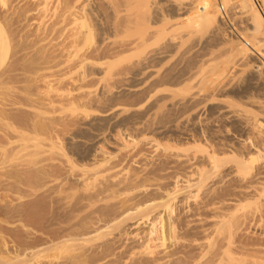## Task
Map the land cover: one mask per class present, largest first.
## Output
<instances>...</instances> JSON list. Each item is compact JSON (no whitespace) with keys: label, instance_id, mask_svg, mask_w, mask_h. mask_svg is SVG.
I'll return each instance as SVG.
<instances>
[{"label":"rangeland","instance_id":"374dc122","mask_svg":"<svg viewBox=\"0 0 264 264\" xmlns=\"http://www.w3.org/2000/svg\"><path fill=\"white\" fill-rule=\"evenodd\" d=\"M242 1L0 0V264H264Z\"/></svg>","mask_w":264,"mask_h":264},{"label":"bare ground","instance_id":"6f19581e","mask_svg":"<svg viewBox=\"0 0 264 264\" xmlns=\"http://www.w3.org/2000/svg\"><path fill=\"white\" fill-rule=\"evenodd\" d=\"M255 3H252V1L251 0H243L242 1V4H241V7L243 8V9H250L251 7H252V5H254ZM258 14V17H259V25L262 27L263 26V17H262V15L260 14V13H257ZM263 29H262V32H261V34H262V38L260 37V40L261 39H264V27H262ZM258 32V31H257ZM258 34H259V32H258ZM258 34H256V36L258 35ZM261 36V35H260ZM260 40H258V43L260 42ZM263 41L264 40H261V42H262V48L264 49V43H263ZM247 45H249L250 46V44L249 43H247ZM5 47H6V39H5V36H4V32H3V30L0 28V52L2 51V50H4L5 49ZM2 53V52H1ZM254 117H255V115H254ZM257 118H258V116H257ZM253 122V121H252ZM264 148V147H263ZM244 163V162H243ZM245 164V163H244ZM243 164V165H244ZM252 165V164H251ZM251 165H250V168H251ZM245 167H247L246 165H245ZM249 168V167H248ZM249 168V169H250ZM253 168V167H252ZM259 184H260V182H259ZM257 185V184H256ZM262 187V186H261ZM256 196V195H255ZM260 198V197H259ZM264 204V203H263ZM154 205L155 204H149V205H147V207H145V208H143V209H138L139 211H140V213L141 212H146L147 210L149 211V210H151V211H153L154 210ZM261 205V204H260ZM155 207H157V206H155ZM128 210H127V212H126V214H124V215H126V217H131V216H133V215H135L134 214V212H132L131 210H132V208H127ZM156 209V208H155ZM134 211V210H133ZM150 213V212H149ZM141 215V214H140ZM146 215H148V214H146ZM146 215H145V217H146ZM135 216H137V215H135Z\"/></svg>","mask_w":264,"mask_h":264},{"label":"built area","instance_id":"2783aa9c","mask_svg":"<svg viewBox=\"0 0 264 264\" xmlns=\"http://www.w3.org/2000/svg\"><path fill=\"white\" fill-rule=\"evenodd\" d=\"M220 11H221V17L222 19H224L225 17H227V11L225 9V7L223 5L220 6Z\"/></svg>","mask_w":264,"mask_h":264}]
</instances>
